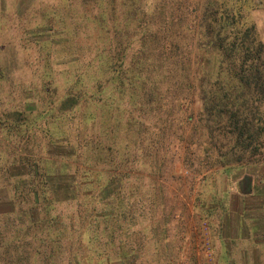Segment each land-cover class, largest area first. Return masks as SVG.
I'll return each mask as SVG.
<instances>
[{
  "label": "rangeland",
  "instance_id": "1",
  "mask_svg": "<svg viewBox=\"0 0 264 264\" xmlns=\"http://www.w3.org/2000/svg\"><path fill=\"white\" fill-rule=\"evenodd\" d=\"M199 1L0 0V199L76 194L64 264H264V134L255 154L208 134L193 77L144 60L164 22L192 69Z\"/></svg>",
  "mask_w": 264,
  "mask_h": 264
},
{
  "label": "trees",
  "instance_id": "2",
  "mask_svg": "<svg viewBox=\"0 0 264 264\" xmlns=\"http://www.w3.org/2000/svg\"><path fill=\"white\" fill-rule=\"evenodd\" d=\"M258 1L198 2L194 9L199 12L198 25L188 29L194 35L192 44L198 51L191 64L192 69H189L188 62L182 60L185 52L183 45L172 41L180 37L181 32L171 25L167 27L164 22L147 34L151 47L159 46L162 54L151 52L144 57L150 66L159 61L161 67L181 71L182 77L189 79L192 76L190 85L194 83L200 94V113L206 132L210 134V131L218 130L220 134L223 131L235 145L241 147L238 151L249 154L259 152L258 141L264 134V122L259 116V110H264V44L250 20L254 8L262 6ZM142 12L143 8L135 9L127 20ZM160 20L164 21L165 18ZM165 78L163 75L161 81H167ZM152 93L150 90L149 94ZM61 103L64 108L68 105L66 99ZM150 139H153V135ZM8 171L6 168L1 174ZM46 189H43L44 195ZM33 195L36 198L32 199ZM7 199H0V208L13 205L15 209L0 214V264H64L72 249L63 246L60 238L68 225L72 226L74 215L70 216L66 226L62 219L66 211L60 205L74 206L76 194L70 200H62L58 196L44 200L36 187L22 192L14 186ZM49 241L55 246L48 245ZM87 250L95 253L92 248ZM101 255L105 260L106 251H102Z\"/></svg>",
  "mask_w": 264,
  "mask_h": 264
}]
</instances>
